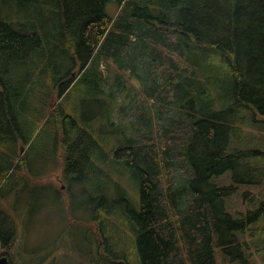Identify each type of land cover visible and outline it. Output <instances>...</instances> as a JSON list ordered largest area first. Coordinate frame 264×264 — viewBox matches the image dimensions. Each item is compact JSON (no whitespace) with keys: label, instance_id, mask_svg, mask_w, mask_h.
Masks as SVG:
<instances>
[{"label":"trees","instance_id":"trees-1","mask_svg":"<svg viewBox=\"0 0 264 264\" xmlns=\"http://www.w3.org/2000/svg\"><path fill=\"white\" fill-rule=\"evenodd\" d=\"M109 2L117 5L114 14L106 10ZM28 7L31 18L23 16ZM47 12L49 28L42 22ZM50 34L67 35V56L80 62L77 71L59 78L60 99L91 64L95 86L105 80L111 88L123 84L119 69L134 47L131 78L138 55L149 58L163 78L144 90L159 107L153 104L148 118L139 116L136 133L109 155L138 184L135 204L116 180L113 193L104 169L91 170L92 152L100 148L94 128L81 124L75 111H65L60 100L48 106L63 180H92L91 188L99 191L91 197L94 235L90 246L81 248L85 264H250L252 242L241 236L264 218V200L257 209L236 214L230 202L242 183L263 193L264 149L242 143V126L247 115L264 124V0H0L2 144L9 137L4 125L13 131L15 144L19 136L8 76L17 62L42 50ZM48 81L54 88L52 77ZM107 108L110 118L113 110ZM173 157L190 171L186 209L179 207L173 190ZM24 161L14 150L8 170ZM4 224L0 237L10 249L15 237L7 226L11 221Z\"/></svg>","mask_w":264,"mask_h":264},{"label":"rangeland","instance_id":"rangeland-1","mask_svg":"<svg viewBox=\"0 0 264 264\" xmlns=\"http://www.w3.org/2000/svg\"><path fill=\"white\" fill-rule=\"evenodd\" d=\"M26 10L23 16L31 18L33 9L28 7ZM106 10L114 14L117 11L116 3H107ZM47 13L42 22L49 28L50 25L46 24L50 22L51 14ZM53 34L49 35L50 40L42 50L33 51L22 62H17L16 70L13 69L8 76L11 113L16 118L18 130L15 132L19 136L15 144V139L11 138L13 131L4 125L9 137L5 143L0 142V148H8L5 155L0 153V179L3 172L6 175L0 184V230L6 227L4 221H11L7 226L13 231L15 240L9 249L2 245L3 239L0 237V256L9 249L11 264H85L87 254L82 249L90 246L96 228L92 220L94 211L91 197L99 191L91 188L92 180L71 184L63 180L61 151L56 148L55 142V121L46 117L49 104L55 106L60 100L65 111H75L81 124L94 128L100 148L92 152L95 166L91 170L104 169L110 175L113 183L110 189L113 193L116 191V180L122 187L125 186L133 204L139 199L138 184L109 155L115 147L127 142L130 138L127 136L136 133L134 130L138 127V117L148 118L160 104L145 97L144 93L156 79L163 80L157 77L154 63L149 58L138 55L135 75L133 78L130 76V61L137 54L138 47L129 49V53L125 52V66L122 70L118 68L125 75L123 84L111 88L110 81L105 80L103 85L100 83L95 86L94 67L91 64L69 86L64 99H60L57 97L60 91L59 78L77 71L80 62L67 56L63 43L68 36L60 35V38H56ZM2 64L5 65L4 62ZM102 66L100 70L103 69L105 73ZM109 69L111 74H116L117 70L113 66H109ZM20 75L21 81L18 80ZM102 76L105 75L102 73ZM50 77L55 82L54 88H49ZM153 104L155 106L152 109ZM107 107L113 110L110 118ZM3 116V112L0 113V117ZM245 121L242 126V143L245 141L247 147L264 149V124L253 122L250 115H247ZM249 121L251 124L247 123ZM142 125V128H147L146 124ZM24 141L29 142L24 145ZM14 150L18 151L19 156H24L25 161L20 166L16 162L8 170ZM172 162L175 197L179 207L186 209L191 195L184 189L190 171L188 165L177 157H173ZM262 191L264 193V186ZM263 193L260 194L252 184L242 183L230 202L233 214L257 209L264 200ZM108 195L111 196L109 192ZM251 229L241 236L248 244L252 242L247 248L250 264H264V218Z\"/></svg>","mask_w":264,"mask_h":264},{"label":"water","instance_id":"water-1","mask_svg":"<svg viewBox=\"0 0 264 264\" xmlns=\"http://www.w3.org/2000/svg\"><path fill=\"white\" fill-rule=\"evenodd\" d=\"M0 264H11L9 257L7 255H1Z\"/></svg>","mask_w":264,"mask_h":264},{"label":"flooded vegetation","instance_id":"flooded-vegetation-1","mask_svg":"<svg viewBox=\"0 0 264 264\" xmlns=\"http://www.w3.org/2000/svg\"><path fill=\"white\" fill-rule=\"evenodd\" d=\"M4 255H7L8 256V254H4ZM11 263V262H10Z\"/></svg>","mask_w":264,"mask_h":264}]
</instances>
